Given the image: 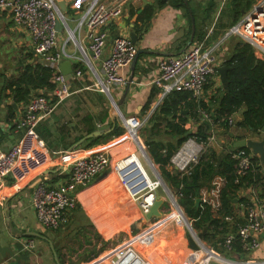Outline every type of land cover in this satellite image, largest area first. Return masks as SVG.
<instances>
[{
  "label": "crops",
  "instance_id": "0c3cea01",
  "mask_svg": "<svg viewBox=\"0 0 264 264\" xmlns=\"http://www.w3.org/2000/svg\"><path fill=\"white\" fill-rule=\"evenodd\" d=\"M118 1L122 0H103L107 5L116 4ZM124 1L121 16L109 25L103 53L99 60H92V67L99 75H102L101 63L110 54L112 40L116 36H125L129 39V34L134 33L138 41L137 50L140 49L143 52L137 57L133 71L130 66L119 70V75L127 83L125 85L111 84L109 95L114 102L119 104V110L124 117H136L142 122L143 126L161 101L160 89L154 84V80L158 76V61L177 56L188 48V42L185 41L189 28L186 11L190 12L188 8L195 11L197 30L206 34L200 42H204L205 46H209L211 43L214 44L219 41L223 36L222 34L227 30V28L223 29L221 27L224 21L221 20L220 16L221 7L226 1L184 0L186 9L173 0ZM88 2L89 0H69L65 4V12L63 13L67 29L72 31L75 38L80 42H82L83 31L78 32L77 22ZM76 5L77 7H75ZM148 5L154 7V13L151 19L144 21V12ZM209 30H211L210 34H208ZM216 34L217 38L206 44L207 39L213 38ZM71 41L67 31L62 28L57 34V48L60 51L63 48L66 56L55 69L61 73L60 64L64 62L69 64L70 73L66 75L71 76L69 84L73 93L60 102L54 111L41 120L37 126V131L39 130L42 133L45 143L48 146L50 145L52 147L51 151L54 152L66 151L72 148L83 149L79 146V141L75 142L78 136L84 138L87 132L93 129L106 133L108 123L116 119L108 94L99 91L95 87L87 89L88 86L94 83L93 73L85 62L80 61L78 50ZM83 43L85 44V42ZM193 43L192 41L191 44ZM224 47L226 48V45ZM220 49L217 52V57L222 62L227 55V48L226 51L222 50L225 53L221 52L219 54ZM37 63L42 64V61L33 51L29 32L13 22L10 10H0V150L2 151H8L21 135L17 124L25 105L28 103L15 102L13 96L9 95L10 91L5 88L4 79H14L18 77L25 64L33 65ZM77 70L80 71V76L75 77ZM131 75L132 81L127 86ZM155 89H158L159 93L155 95L150 107L144 112V107ZM43 94L46 95L44 92ZM51 95L52 93L48 94V97ZM240 119V112L233 115L234 122ZM214 127L211 133L216 129ZM186 128H190V123L187 124ZM222 135L225 138L227 137V141L224 146L219 147L220 150L225 148L235 136L241 135V130L236 129L234 132L230 130L228 134L223 133ZM213 136L210 134L209 137L213 138ZM165 138L168 139L167 136ZM244 139L258 140L255 136L247 133ZM97 149H106L113 162L130 153H135L142 163L145 160L135 150L134 144L125 139L123 134L85 150L94 151ZM220 150L215 151L220 152ZM67 180V171L54 165L37 173L18 190H14L11 186L10 179H6L0 185V227L5 225L8 229V238L2 244L0 243V246L9 247L14 253V257L8 254L4 257L0 255V261L4 264H25L26 262H22L19 258V254L24 253L20 251V240L31 237L36 247L32 252H25L28 258L31 261L33 260L31 264H57L50 245L57 249L63 264H66L80 256L93 257L94 250H98L103 242L104 249L98 253L96 259L89 260L87 258L83 264H111L108 260L109 252L113 248L121 246L126 240L114 247L110 245V241L117 238L121 231L129 233V229H127L129 225L131 230L134 229L131 232L132 234L138 233L143 227H136L137 223L141 222L139 216H136L138 209L117 181L115 174L111 169H108L106 173H101L95 177L89 186L75 189L73 195L76 199V208L70 212L68 221L64 226L55 231L44 229L37 222L32 209V191L39 181H44L52 187H58L63 186ZM223 184L222 178L215 177L210 189L200 191V197L207 196L209 199H217L213 191L215 189L220 190ZM237 195L238 197L244 195L252 197L253 193L252 191L240 190ZM236 203L237 201L234 204ZM242 211L240 205L235 208V212L239 216H241ZM176 215L171 222L181 228L184 223L180 222L181 219ZM142 221L146 224L145 220ZM152 221L148 225L146 224L145 228ZM12 225L16 228V231L10 229ZM165 225H167V222H164ZM177 233L176 236H178ZM164 238L168 241L171 238L173 240L170 229L165 232ZM158 242L161 243V241ZM173 248L170 250L172 251ZM190 251L192 250L188 248L187 243L186 247L180 250L175 258L167 255L161 264H178ZM165 252L161 256H164ZM182 253L185 254L183 257L180 256ZM228 256L232 261L240 259L239 256L230 253ZM244 259L247 261H264V237H260L259 248L247 253ZM86 260L90 263H87ZM153 261L155 263V260Z\"/></svg>",
  "mask_w": 264,
  "mask_h": 264
},
{
  "label": "built area",
  "instance_id": "2783aa9c",
  "mask_svg": "<svg viewBox=\"0 0 264 264\" xmlns=\"http://www.w3.org/2000/svg\"><path fill=\"white\" fill-rule=\"evenodd\" d=\"M124 3L125 1L122 0L116 4L107 5L103 0H89L77 22L78 32L83 31L82 42H80L74 34L70 36L64 14L59 13L56 0H0V10H10L13 22L29 32L33 51L40 57L42 65L54 70L51 78V83L54 85L52 95L48 97L40 91L30 98L17 124L21 135L8 151L0 150V185L6 179H10L14 190L20 189L30 178L48 167L55 165L67 171L68 180L63 186L51 187L44 181H39L32 191V209L37 222L46 230L55 231L67 223L70 212L76 206L73 195L75 189L89 186L106 168L112 170L129 199L135 203L140 220L146 219L145 216L156 199V190L163 186L157 177L156 168L146 160L155 175L151 178L135 153L122 156L113 162L106 149L88 151L72 148L54 152L47 148L44 140L36 132L39 122L49 116L60 102L73 93L69 84L71 76L63 75L55 69L66 56L63 48L61 51L57 48V21L62 22V28L74 42L80 61L85 62L93 73L94 83L87 89L95 87L109 94L111 84L125 85L127 83L119 75V70L130 66L135 58L137 47L125 36H116L112 40L110 54L101 63L102 75H99L92 67V60L100 59L105 48L108 27L113 20L121 16ZM210 32L211 30L208 34ZM232 36H238L249 44L257 59H264V0H255L241 19L214 44L205 46L204 42H194L181 54L159 60L158 76L154 84L160 89L161 99L173 91L188 92L196 99L202 98L204 86L217 76L216 72L218 73V67L221 66L217 52L225 40ZM78 76H80L79 70L75 72V77ZM123 118L119 119L123 123L124 138L130 140L135 150L145 158V147L138 136L142 122L136 117ZM126 121L129 125L125 124ZM227 123L232 126L234 120L228 118ZM201 149V145L195 139H187L171 157L169 169L179 173L187 172L191 165L197 163ZM231 157L236 161L234 165L236 183L238 178L252 167L253 154L251 151L239 149ZM213 193L217 199L204 196L200 197V200L210 204L213 210H216L219 206L217 201L219 190L215 189ZM177 210L180 208L178 207ZM242 210L236 236L240 240L242 250L249 253L259 248L260 237H264V204H248L242 207ZM164 216L162 214L161 218L153 220L152 226L155 228L158 224L164 225ZM181 217L188 229L187 223L190 221H186L183 214ZM224 220L232 222L230 217H225ZM140 232L109 252L108 260L111 264H151L131 247L135 242L143 247L148 245V241L141 237ZM234 237L232 234L228 235L222 247L230 250ZM20 246L22 252H32L36 244L33 239L26 238L20 240ZM203 251L210 253L214 258L223 260L219 253L206 249L202 243L198 251H190L178 264H203L206 257L199 255ZM209 261L207 259V264ZM229 263L264 264V261L239 259ZM0 264L4 262L0 261Z\"/></svg>",
  "mask_w": 264,
  "mask_h": 264
},
{
  "label": "trees",
  "instance_id": "16d2710c",
  "mask_svg": "<svg viewBox=\"0 0 264 264\" xmlns=\"http://www.w3.org/2000/svg\"><path fill=\"white\" fill-rule=\"evenodd\" d=\"M173 1L180 3V6L186 9L184 0ZM227 1L230 2V11L223 16L222 8L220 16L224 21L221 27L228 30L251 8L255 0ZM188 10L195 22L193 42H200L206 34L197 30L195 11L191 8ZM153 13L154 7L148 5L143 20L151 19ZM186 18L189 22L185 38L187 43L191 33L190 16L187 11ZM215 38H217V34L213 38L207 39L206 44ZM225 45L227 55L223 58L221 66L228 68L226 86L219 84L218 88L212 89V92L208 94L212 86L209 82L204 86L200 99L194 98L188 92L173 91L167 94L161 99L145 125L141 127L142 129H139L138 136L153 164L158 167L159 174L168 189L175 194L176 202L191 222L192 230L198 234L202 233V242H205L214 251L221 249L226 254L239 256L241 261H247L244 259L247 252L242 250L240 240L236 236L237 224H240L241 216L236 214L235 208L239 205L242 208L248 204H264V171L259 159L253 156L252 167L235 183L234 165L236 161L231 155L239 150L233 146L234 142L244 139L246 133L259 137L263 135L261 131L264 126V59H257L252 47L238 36L227 38ZM53 73L52 68L42 64H25L18 77L11 80L4 79L5 88L10 91L9 95L13 96L15 102L26 104L33 95L40 91L46 93L47 96L53 92L54 85L51 83ZM216 74L219 77L217 72ZM158 93V89L153 90L144 107V112L150 107L153 98ZM237 112H240L241 119L234 122L233 125L236 129L241 130V135L235 136L234 141L230 140V143L220 152L207 149L199 155L197 163L191 165L185 173L169 169L171 157L187 139L193 138L197 143L203 145L207 143L214 126L220 128L222 133L228 134L230 126L227 119H233V115ZM204 115H206L205 118ZM189 123L190 128H186ZM38 131L36 128L37 134L42 138V133L39 131V134ZM94 131V129L89 130L87 134ZM106 131L99 137L85 140L79 146L88 149L124 134V129L118 125L116 119L108 123ZM166 136L168 139L165 138ZM82 137L78 136L75 142L80 141ZM46 146L50 151L52 150L50 145L46 144ZM242 149L250 152L247 148ZM215 177H220L224 181L219 190L218 208L213 210L210 204L201 201L198 206H195L196 199L200 198V191L210 189ZM240 190L252 191L253 196L238 197L237 193ZM233 200H236L237 203H232ZM225 217L232 218V222H226ZM230 234L235 237L231 249L227 250L222 247V244ZM103 244L104 242L98 250H94L93 257L89 256L86 259L97 257L98 253L104 249ZM53 249L58 262L63 264L57 249L54 247ZM19 258L22 262H26L25 264L33 262L25 252L19 254Z\"/></svg>",
  "mask_w": 264,
  "mask_h": 264
},
{
  "label": "rangeland",
  "instance_id": "374dc122",
  "mask_svg": "<svg viewBox=\"0 0 264 264\" xmlns=\"http://www.w3.org/2000/svg\"><path fill=\"white\" fill-rule=\"evenodd\" d=\"M225 6H222L221 9H222V15H227L229 13V8H230V2L227 1L225 2ZM243 14V13H242ZM233 38H235L236 36H232ZM227 41V39L225 40V42ZM225 42L222 44V46L220 47V51H219V54L222 52V50L225 48L224 44ZM72 43V41H71ZM74 43V42H73ZM72 43V44H73ZM224 45V46H223ZM227 48V47H226ZM226 48L224 49L226 51ZM224 52V51H223ZM222 52V53H223ZM225 53V52H224ZM210 84L212 85L210 87V90L208 92V94H210L212 92V89L214 88H218L219 87V84H220V81H219V77L218 76H214L210 81ZM113 112H114V115L116 114L117 115V112L115 109H113ZM115 115V118L118 122V125L122 126L123 128V123L122 121L119 119L121 118L120 116H116ZM216 129L213 130L212 133H210L211 135H214L213 138L212 137H209V139L207 140V143L205 144H200L201 145V153L205 152L207 149H213V150H220L219 147H222L224 146V144H226V141H227V137L225 138L222 134V130L218 127H214ZM124 129V128H123ZM230 130L232 132H234L236 130V127L235 125H232L230 126ZM258 140H260L262 138V136H255ZM143 167L144 169L146 170V172L148 173V175L151 177V178H154L155 175H153L149 165L147 164V161L146 159L143 160ZM154 168H156V172H158V174L160 173L157 166L154 165ZM106 171H108V169L106 168L102 174L106 173ZM174 199L176 200V196L175 194L173 193L172 194ZM156 199H162L163 200V206L161 207V213L163 215H166L163 217L164 219V222H167V225H157L155 226V228L152 226V224L147 227L146 229H143L146 227V224L148 225V223L150 221L146 220L145 219V223L141 220V222L137 223V226L138 228H141V230L143 229V231H139L141 233V237L145 238L147 241H148V245L146 247H143V246H140L138 244V242L136 243H133L131 245V247L139 254L141 255L145 260H148L150 261L151 264H161L162 262H164V258L161 256V254L165 251H171L170 249L173 248V250L171 252L168 253L169 256H171L172 258H175L178 254V252L182 249H184L187 245V237H188V234H189V231L184 223V226H182L181 228L177 226V224H175L174 222H171V220L174 218V216L176 215V212L178 214V211H176V208L173 206V203L170 201V199L167 197L165 191H164V188L163 186L162 187H159L157 190H156ZM179 207V206H178ZM182 214L184 215V217L186 218V221L189 222L187 216L185 215V213L183 212L182 208L179 207ZM170 216H169V215ZM168 215V216H167ZM138 217V214L136 215ZM177 216V215H176ZM179 216V214H178ZM177 216V217H178ZM190 223V222H189ZM144 224V225H143ZM162 226H164L162 228ZM130 225L127 227V229H129V233H125L124 231H121L117 238H114L113 240L110 241V245L112 247H114L116 244L122 242V241H127L130 237H133L135 236L136 234H132L131 232L134 230V229H130ZM12 231H16V228L12 225L11 228H10ZM171 230V236L173 237V240L172 238L168 241L167 239L164 238L165 236V232L167 230ZM180 229V231H179ZM160 230V231H159ZM164 230V231H162ZM138 232V233H139ZM159 232V233H158ZM178 232V233H177ZM131 233V234H130ZM158 233V234H157ZM177 233L178 236H176L175 234ZM156 234H157V237H156ZM197 234V233H195ZM159 237V238H158ZM8 238V229L5 225H2L0 227V243L2 244L5 239ZM158 241H161V243H159ZM203 245L206 249H211L209 245H207L205 242H203ZM109 246V247H111ZM217 253H219V255L221 256V258L226 261V263L224 261H221L220 259H217V258H214V257H211L210 261H209V264H231L229 263V261H232L228 254L224 253L223 250L221 249H218L216 251ZM202 254V257H205L204 256V252L201 253ZM106 255V254H105ZM185 254H181L180 256H184ZM185 257V256H184ZM86 259V258H85ZM96 259V258H95ZM76 259H73L72 261H74ZM155 260V263L154 261ZM239 260V259H238ZM235 261V260H234ZM236 262H239L241 263L240 261H236ZM87 263H90L87 261Z\"/></svg>",
  "mask_w": 264,
  "mask_h": 264
},
{
  "label": "water",
  "instance_id": "95a60500",
  "mask_svg": "<svg viewBox=\"0 0 264 264\" xmlns=\"http://www.w3.org/2000/svg\"><path fill=\"white\" fill-rule=\"evenodd\" d=\"M66 2H69V0H60V1L57 2L58 11H59V13L61 15L65 12V4H66ZM189 15H190V22H191V33H190V39H189V41L187 43V47L192 43L193 37H194V33H195V22H194V19H193V17H192L190 12H189ZM62 26L63 25H62L61 21H57L56 22V30L58 32L60 30H62ZM72 35H73V32L70 31V36H72ZM129 40L136 47L138 46L137 38H136V36L134 35L133 32H131L129 34ZM142 52L143 51L140 50V49L137 50L135 58L130 64V69L132 71L134 69L137 57ZM60 66H61L60 67L61 74L66 75V74L70 73L69 64L67 62L61 63ZM227 71H228V68L225 67V66H219L218 67L219 80H220V84L222 86H226V84H227V79H226ZM131 81H132V75L130 76V78L128 80L127 86L130 84ZM126 92H127V90L125 91V95H126ZM108 97L111 100L112 107H113V109L116 110L117 115L120 116L122 119H124L123 118L124 115L119 110V104L114 102L113 98L109 94H108ZM115 115H114V117H115ZM261 132H262L263 135H262V138L260 140L241 139V140H238V141L234 142L233 146L235 148H239V149H242V148L249 149L251 151V153L253 154V156H256L259 159V162H260V164H261V166L263 167V170H264V126H263ZM104 133L105 132L101 131V130L94 131V132H92L90 134H87L84 138H82L79 141L78 144L80 145L82 142H84L87 139L99 137V136H101ZM144 155H145L146 160L149 162V164L154 167L153 162L150 160V158L148 157V155H147L145 150H144ZM157 177H158L159 181L162 183L167 197L173 202L174 206H176L178 208V204H177L176 200L173 199L171 191L168 189L166 183L163 181V179L161 178L160 174H157ZM200 201H201L200 198L196 199L195 206H198ZM232 202L235 203L236 200H233ZM162 205H163V200L162 199H155L154 202H153V205L151 206V208L149 210V212L145 216L146 220L152 221V220L161 218L162 213L160 211V208H161ZM187 226H188V231H189V234H188V237H187L188 248L190 250H192V251H198L199 250V246L203 243L202 242L203 235H202V233L195 234V232L192 231L190 223H187ZM50 246H51V251H52L54 260L56 261L57 264H60L58 262L57 255H56L52 245H50ZM168 253L169 252H165L164 256H162V257L165 258V256L168 255ZM6 254L10 255L11 257H14V253L11 250V248L5 247V246H0V255L2 257H4ZM84 260H85V257L84 256H80L76 260L70 261V264H83Z\"/></svg>",
  "mask_w": 264,
  "mask_h": 264
},
{
  "label": "bare ground",
  "instance_id": "6f19581e",
  "mask_svg": "<svg viewBox=\"0 0 264 264\" xmlns=\"http://www.w3.org/2000/svg\"><path fill=\"white\" fill-rule=\"evenodd\" d=\"M125 124L126 125H129V122L128 121H126L125 122ZM174 206V205H173ZM175 207V206H174ZM176 208V207H175ZM176 211H178V214H179V216H178V214H177V212H176V214H177V216L181 219L180 220V222H183V223H185L184 222V220L182 219V212L180 211V210H177V208H176ZM204 252V251H203ZM199 255H201V253L199 254ZM204 256L206 257L204 260H203V264H207V259H211V257H213V256H211V254L210 253H208V252H204ZM221 261H224V260H221Z\"/></svg>",
  "mask_w": 264,
  "mask_h": 264
},
{
  "label": "flooded vegetation",
  "instance_id": "af4514ba",
  "mask_svg": "<svg viewBox=\"0 0 264 264\" xmlns=\"http://www.w3.org/2000/svg\"><path fill=\"white\" fill-rule=\"evenodd\" d=\"M70 263V262H69Z\"/></svg>",
  "mask_w": 264,
  "mask_h": 264
}]
</instances>
